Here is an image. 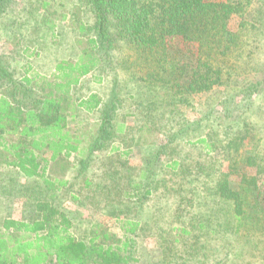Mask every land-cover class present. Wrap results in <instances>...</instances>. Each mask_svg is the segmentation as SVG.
Masks as SVG:
<instances>
[{
  "label": "trees",
  "instance_id": "16d2710c",
  "mask_svg": "<svg viewBox=\"0 0 264 264\" xmlns=\"http://www.w3.org/2000/svg\"><path fill=\"white\" fill-rule=\"evenodd\" d=\"M10 1L0 0L1 12ZM84 2L94 18L91 26L78 19L80 51L75 59L59 60L49 76L26 70L21 77H15L0 59V165L59 189L67 179L46 175L58 159L73 158L83 171L92 155L111 143L109 152L116 151L121 158L132 153L133 144L121 148V138L114 145L118 134L130 129L126 117L148 133L158 130V124L175 126L173 140L201 145L206 154L216 157L211 172L199 169L198 162L191 172L183 166L180 181H186L189 190L181 184L171 190L179 200L173 213L187 220L191 229L180 230L202 253L201 264H264V0ZM46 24L55 36L54 20ZM89 74L109 84L105 96L74 95ZM200 94L205 98L199 115L182 121L175 108L192 105ZM126 100L133 109L125 113ZM82 111L98 112L95 123L86 126L76 120L70 126ZM165 147L138 145L143 167L138 173L129 172V187L124 189L116 180L112 190L137 202L151 196ZM223 160H227L225 171L220 170ZM182 162L178 157L165 166L174 171ZM183 172L189 176L182 178ZM84 182L92 184L89 179ZM13 190L21 192L20 186ZM25 198L31 200L29 195ZM35 204L31 200L28 205L27 219H3L0 264L136 260L138 221L118 216L122 236L97 223L85 240L74 235L72 220L49 200ZM208 241L218 243L221 254L212 263L202 250ZM181 258L184 263L189 259Z\"/></svg>",
  "mask_w": 264,
  "mask_h": 264
},
{
  "label": "rangeland",
  "instance_id": "374dc122",
  "mask_svg": "<svg viewBox=\"0 0 264 264\" xmlns=\"http://www.w3.org/2000/svg\"><path fill=\"white\" fill-rule=\"evenodd\" d=\"M44 2H48L49 7L44 8ZM45 18L46 23L47 20H54L55 36L50 34L48 25L44 23ZM93 18V12L84 0H11L8 7L0 11V59L15 77H21L26 70L30 75L49 76L56 62L61 59H75L79 54L80 47L76 43L79 37L78 19L91 26ZM235 23L236 21L231 22L233 25ZM108 86L106 81L98 82L94 75L89 74L81 79L74 95L85 97L91 92H96L105 96ZM204 98V94L196 95L192 105L175 108L183 116L182 121H192L199 115L200 103ZM130 107L129 101L126 100L123 112L129 111ZM121 114L117 115V121L122 117ZM97 117L98 112L87 114L82 111L69 125L74 126L76 120H81L87 126L89 123H95ZM126 120L130 129L126 130L125 134H118L114 145L122 142V148L126 143L131 146L133 144L132 153L126 158H121L117 156L118 152H109V146L113 144L111 143L107 148L93 154L88 168L83 171H79L73 158L58 159L50 165L46 175L51 179H67V183L59 189L52 190L40 178H25L16 168L0 165V226L6 217L27 219L31 200L33 204L49 200L72 220V232L79 239L86 240L97 223H102L110 232L122 236L123 228L119 218L138 221L133 247V257H136V260L129 264H180L184 263L181 258L183 256L189 258L184 264H201L202 253L194 250L196 244L192 237H185L180 230L181 227L191 229L187 220L178 218L173 213L179 200L174 194L171 195V190L181 186L189 190L186 181H180L183 166H186V170L190 168L191 172V169L197 168L198 162L201 164L199 169L211 172L216 167V157L211 158L201 145H183L184 140H173L177 132L175 126L158 124L160 127L155 128L159 131L154 129L152 133H148L139 130L138 124L131 116L126 117ZM141 121L143 122L142 119ZM119 138L122 139L121 142ZM132 139L134 140L131 142ZM142 143L166 144V147L158 181L152 185L155 191L146 200L137 202L135 199L127 200L122 193L113 191L112 185L117 180L124 189L129 187V172L138 173L143 167L142 151L138 148ZM178 157L182 158L183 162L177 170L172 171L165 166L169 160ZM225 169L227 160H223L220 168L221 171ZM182 174V178L189 176H186L185 172ZM85 179L91 180L92 184L86 186ZM199 185L201 186V183ZM18 186L20 193L12 191ZM186 193L185 195L189 196V193ZM27 195L31 196V200L25 198ZM202 242L204 240L200 243ZM218 247L216 242L206 243V248L202 250L206 253L208 262L212 263L220 258Z\"/></svg>",
  "mask_w": 264,
  "mask_h": 264
}]
</instances>
